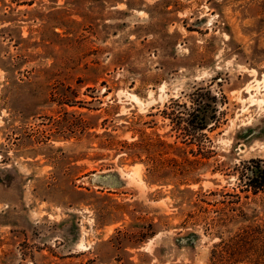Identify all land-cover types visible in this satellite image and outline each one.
<instances>
[{"label": "rangeland", "instance_id": "374dc122", "mask_svg": "<svg viewBox=\"0 0 264 264\" xmlns=\"http://www.w3.org/2000/svg\"><path fill=\"white\" fill-rule=\"evenodd\" d=\"M256 176L264 0H0V264H264Z\"/></svg>", "mask_w": 264, "mask_h": 264}, {"label": "trees", "instance_id": "16d2710c", "mask_svg": "<svg viewBox=\"0 0 264 264\" xmlns=\"http://www.w3.org/2000/svg\"><path fill=\"white\" fill-rule=\"evenodd\" d=\"M253 179V178H252ZM252 179L250 182H252ZM256 183L253 184L254 188H260L264 184V176L261 178H255ZM259 228V231L257 229ZM260 226H257V228H251V227H246V228H241L240 231L237 232V234L230 238V241H245L247 240L251 235L254 236V233H259V232H264V229H260Z\"/></svg>", "mask_w": 264, "mask_h": 264}]
</instances>
